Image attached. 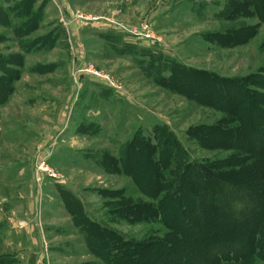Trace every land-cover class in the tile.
Listing matches in <instances>:
<instances>
[{
    "label": "rangeland",
    "instance_id": "rangeland-1",
    "mask_svg": "<svg viewBox=\"0 0 264 264\" xmlns=\"http://www.w3.org/2000/svg\"><path fill=\"white\" fill-rule=\"evenodd\" d=\"M105 260L264 264V0H0V264Z\"/></svg>",
    "mask_w": 264,
    "mask_h": 264
},
{
    "label": "trees",
    "instance_id": "trees-1",
    "mask_svg": "<svg viewBox=\"0 0 264 264\" xmlns=\"http://www.w3.org/2000/svg\"><path fill=\"white\" fill-rule=\"evenodd\" d=\"M8 5V4H7ZM20 6V5H19ZM8 7L9 8H11L10 7V5H8ZM177 65V64H176ZM176 65H175V63L174 64H172L171 65V69H173V70H177V67H176ZM163 78H167V77H163ZM158 130H161L160 131V134L162 133V136H163V138H165V140H167V137H174V133L171 131V129L167 126V125H162V126H157V128H155L154 129V131L152 132V136L150 137V138H154L153 136H155L156 134H158V133H156ZM163 130V131H162ZM165 130H166V132H165ZM155 134V135H154ZM165 135L167 136V137H165ZM149 138V139H150ZM149 139H147V138H145V137H143V136H140V135H138V134H136V135H134V137L132 138V140L131 141H129V142H127L126 144H125V147L126 148H130V147H132V146H134L135 145V143H136V140H141V141H146V140H149ZM155 139V138H154ZM183 159H184V157H183ZM203 164L202 163H199L198 165H196V166H199V167H201V168H203V166H202ZM161 206V205H160ZM159 206V207H160ZM209 211V210H208ZM210 212V211H209ZM209 212L208 213H206V214H204V216H205V218H206V220L208 221V220H210V217H211V214L213 213L214 214V212H212L211 214H209ZM86 215V214H85ZM87 217H88V215H87ZM121 242H123V243H126V242H129L128 240H126V239H124L123 241H121ZM122 243V244H123ZM234 244H231V246H233ZM113 250V249H112ZM115 250H113V252H114ZM105 263L106 264H108L107 263V261L105 260ZM110 264V263H109Z\"/></svg>",
    "mask_w": 264,
    "mask_h": 264
}]
</instances>
